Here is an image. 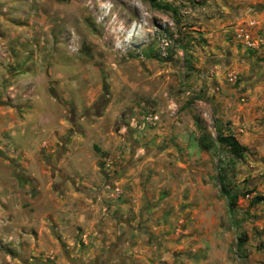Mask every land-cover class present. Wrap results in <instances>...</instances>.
Returning a JSON list of instances; mask_svg holds the SVG:
<instances>
[{"label":"rangeland","instance_id":"obj_1","mask_svg":"<svg viewBox=\"0 0 264 264\" xmlns=\"http://www.w3.org/2000/svg\"><path fill=\"white\" fill-rule=\"evenodd\" d=\"M245 33L264 41V0H0V264L34 263L37 221L59 240L80 228L62 210L70 204L55 164L80 134L87 178L100 180L84 186L99 202L113 203L100 198L106 175L145 161L140 183L121 186L137 201L125 190L114 201L133 203L134 225L164 232L152 233V247L196 264H264V203L250 204L264 195V43L247 46ZM21 70L34 88H9ZM11 114L21 121L13 129ZM148 115L157 119L139 128ZM217 131L236 137L243 159ZM70 150L62 166L79 176L83 155ZM109 155L111 170L99 164ZM223 169L239 193L233 213L220 193Z\"/></svg>","mask_w":264,"mask_h":264},{"label":"crops","instance_id":"obj_2","mask_svg":"<svg viewBox=\"0 0 264 264\" xmlns=\"http://www.w3.org/2000/svg\"><path fill=\"white\" fill-rule=\"evenodd\" d=\"M22 70L10 76L11 84H9V88L18 91H20L24 85H29V89L34 88V81L30 76H27V74H21ZM28 96L30 97V95ZM25 100L26 99L22 98L16 103L17 106L26 104ZM8 108L12 110L10 106H8ZM29 110H35V108L31 105ZM23 115L25 116L26 114L23 113ZM8 117L12 121L8 122L11 129L21 123L20 120L14 121L13 114ZM43 120L45 121V119ZM21 131L23 132V129ZM81 140H83L81 134L71 136L70 141L62 143L60 150L56 154V158H60L55 164H57L56 166L65 174L64 178L61 177L62 180L61 183H59L60 188L57 189H61L63 203L69 202V204L72 205L75 202H81L82 198H84V200H92L94 197L97 201L95 205L89 202V200L84 203L82 202L80 211L70 205L62 209L70 213L69 219L71 218V213H74L72 218L77 220L76 224L80 227L79 229L71 227L67 230L68 232H66V234L70 237L73 236L71 239L59 240L58 237L51 236L50 230L44 228L42 224H38V221L35 222V225H32L31 228L38 233L36 238L32 240L31 247L33 248L32 254L38 257L34 259L33 264H196L192 261L191 257H174V254H170L167 250L160 251V249L152 247L149 242L152 233L161 234L159 236H166L163 234L164 232L157 226H154L155 229H151L147 225H134L131 222V218H133L131 213L133 203L114 201L118 199L123 190H125L124 195L130 194L134 196V200L136 199L135 201H137V191L135 189L131 191L126 188L130 183L134 185L140 183V177L136 174H138V168H143L144 164H146L145 161L135 162L134 165L133 162L125 163L121 167V170L115 175H106L103 184L105 188L108 186L110 191L106 188V191L101 192L102 196L100 198L103 197L106 199L107 197L108 199L106 201L109 200V202L113 203L106 204L99 202L100 199L96 189L86 188V186H84V184L98 183L100 180L97 177L91 179L92 181L87 178V173L88 170L91 169L92 163L85 162L84 151L82 150L84 148L79 145ZM70 146L79 155H83L79 162L84 166L83 169H86H82L79 176H70L66 168L62 166L65 161L64 155L70 154ZM110 156L111 155H109V158L100 156L102 161L100 160L99 164L103 166L102 168L107 170L114 168L112 164L113 159ZM95 167L98 168V166ZM31 180L33 184L39 183L35 176H32ZM57 180L56 176L52 179L53 182H58ZM119 183H121L120 188L118 187ZM121 186H125L126 188L122 190ZM220 200L221 201H218L219 206L224 205L223 198ZM215 203L216 202L213 200L206 201V209L215 213ZM209 211H207V213H209ZM224 211L222 208V214H224ZM112 212H115L113 216L117 217L116 220L107 221V218L110 217L109 215H111ZM178 229L176 225L173 230ZM224 229H227V227L225 226ZM45 230H47V232ZM53 231H57L60 234L64 232L62 229H55ZM79 232L81 234H79ZM66 234H62L61 237L64 238ZM76 234H79L78 236L80 239H78ZM46 235H48V238L50 237V243L47 242ZM219 242L221 243V241ZM222 243L224 248H227L228 242L223 241ZM166 245L169 250L172 246V242L167 241ZM160 252H162L161 255H159ZM233 262L235 261L223 257L219 264H232Z\"/></svg>","mask_w":264,"mask_h":264},{"label":"trees","instance_id":"obj_3","mask_svg":"<svg viewBox=\"0 0 264 264\" xmlns=\"http://www.w3.org/2000/svg\"><path fill=\"white\" fill-rule=\"evenodd\" d=\"M206 137H209L206 134ZM216 141L226 147L228 151L238 160L243 159L245 147L236 139L233 134H223L221 131H217L216 134ZM209 143L204 144V148L208 147ZM224 173V174H223ZM226 170H222L218 173L219 185H220V193L226 199L227 208L229 213H233L235 210L236 202L239 197V193L237 191H232L227 184L225 183L226 180ZM264 203V195L256 194L251 198L250 204H258ZM242 243V239L238 240V245Z\"/></svg>","mask_w":264,"mask_h":264},{"label":"built area","instance_id":"obj_4","mask_svg":"<svg viewBox=\"0 0 264 264\" xmlns=\"http://www.w3.org/2000/svg\"><path fill=\"white\" fill-rule=\"evenodd\" d=\"M244 38H245L247 46H249L251 48H258L259 44L264 43L262 38H260V39L252 38V37H250L249 33H245ZM156 119H157V116H152V115L145 116L144 119L142 120L141 124L138 126H139V128L142 129V128H144L145 124H151Z\"/></svg>","mask_w":264,"mask_h":264}]
</instances>
